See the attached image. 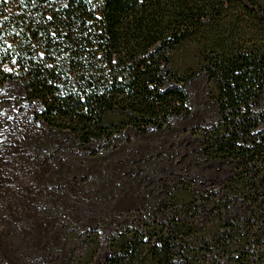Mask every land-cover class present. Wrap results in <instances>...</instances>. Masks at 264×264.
Wrapping results in <instances>:
<instances>
[{"label":"trees","instance_id":"1","mask_svg":"<svg viewBox=\"0 0 264 264\" xmlns=\"http://www.w3.org/2000/svg\"><path fill=\"white\" fill-rule=\"evenodd\" d=\"M199 76L218 106L200 154L234 174L218 200L179 182L108 237L103 264H264V0H0V90L20 83L41 106L36 119L90 155L111 153L127 129L169 131L190 114ZM197 203L211 209L208 225L193 219ZM86 235L90 262L100 238ZM12 242L39 264L20 235Z\"/></svg>","mask_w":264,"mask_h":264},{"label":"rangeland","instance_id":"2","mask_svg":"<svg viewBox=\"0 0 264 264\" xmlns=\"http://www.w3.org/2000/svg\"><path fill=\"white\" fill-rule=\"evenodd\" d=\"M187 92L190 114L174 119L169 131L127 129L113 140L111 153L90 155L92 145L80 146L36 119L41 106L23 99L20 83L6 84L0 90V264H31L14 248L15 235L32 245L39 264H103L108 237L131 227L179 182L218 200L235 164L202 158L199 131L218 121V106L203 76ZM72 151L77 157L68 155ZM198 205L193 219L208 225L211 209ZM232 212L242 218L248 206ZM92 232L100 247L88 262L77 236Z\"/></svg>","mask_w":264,"mask_h":264}]
</instances>
